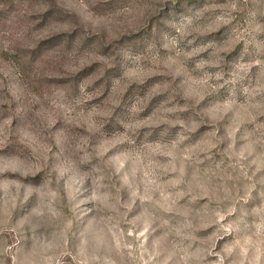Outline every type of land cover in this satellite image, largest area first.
<instances>
[{
	"label": "rangeland",
	"instance_id": "1",
	"mask_svg": "<svg viewBox=\"0 0 264 264\" xmlns=\"http://www.w3.org/2000/svg\"><path fill=\"white\" fill-rule=\"evenodd\" d=\"M0 264H264V0H0Z\"/></svg>",
	"mask_w": 264,
	"mask_h": 264
}]
</instances>
